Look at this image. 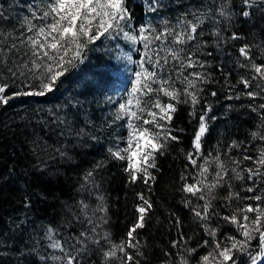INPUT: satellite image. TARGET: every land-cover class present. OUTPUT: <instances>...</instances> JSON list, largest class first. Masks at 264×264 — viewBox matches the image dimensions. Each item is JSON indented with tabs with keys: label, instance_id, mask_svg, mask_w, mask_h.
I'll use <instances>...</instances> for the list:
<instances>
[{
	"label": "trees",
	"instance_id": "1",
	"mask_svg": "<svg viewBox=\"0 0 264 264\" xmlns=\"http://www.w3.org/2000/svg\"><path fill=\"white\" fill-rule=\"evenodd\" d=\"M263 234L264 0H0V264H259Z\"/></svg>",
	"mask_w": 264,
	"mask_h": 264
},
{
	"label": "rangeland",
	"instance_id": "2",
	"mask_svg": "<svg viewBox=\"0 0 264 264\" xmlns=\"http://www.w3.org/2000/svg\"><path fill=\"white\" fill-rule=\"evenodd\" d=\"M96 0H54V8H58L59 10H66L69 14H71L77 6L82 5H91ZM148 143V136L144 133H139L134 137V146H133V155L132 157L136 158V155L140 156V154L144 155V151L146 152V145ZM146 154V153H145ZM132 160L133 168H139L142 166V160L140 159V164H138V160ZM143 158V157H142ZM144 163V162H143ZM264 235V234H263ZM264 237V236H262ZM264 247V244H263ZM264 253V248H263Z\"/></svg>",
	"mask_w": 264,
	"mask_h": 264
},
{
	"label": "water",
	"instance_id": "3",
	"mask_svg": "<svg viewBox=\"0 0 264 264\" xmlns=\"http://www.w3.org/2000/svg\"><path fill=\"white\" fill-rule=\"evenodd\" d=\"M263 244H264V237H262L260 242H259V253H258L259 264L264 263Z\"/></svg>",
	"mask_w": 264,
	"mask_h": 264
}]
</instances>
